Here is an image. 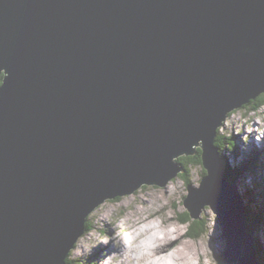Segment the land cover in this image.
I'll return each instance as SVG.
<instances>
[{"label": "water", "instance_id": "water-1", "mask_svg": "<svg viewBox=\"0 0 264 264\" xmlns=\"http://www.w3.org/2000/svg\"><path fill=\"white\" fill-rule=\"evenodd\" d=\"M0 264H65L88 215L201 150L216 264H261L214 144L264 92V0H0Z\"/></svg>", "mask_w": 264, "mask_h": 264}, {"label": "rangeland", "instance_id": "rangeland-1", "mask_svg": "<svg viewBox=\"0 0 264 264\" xmlns=\"http://www.w3.org/2000/svg\"><path fill=\"white\" fill-rule=\"evenodd\" d=\"M253 107L252 103H248L243 107L234 109L227 115L223 124L219 127L218 133L226 136L228 143L233 142L237 146V151H235L228 148L229 145H225V148H228V150L225 149L223 155H225V158L229 156L227 160L230 165L233 162H236L238 165L243 164L242 162L246 161L251 153H257L259 156L264 154V151L263 154L260 153L263 136L261 137L258 131V127L262 128L264 125V106L257 109H253ZM263 133L264 131L261 132V134ZM203 171L202 164L195 163L188 169L187 180L178 175L162 189L155 185H143L130 195L105 200L88 215L87 220L91 224V230L79 237L75 246L70 251L69 260L72 264H138L137 258L132 259L130 258V254H127L134 250L132 256L137 257L140 255L135 246L137 245L136 243L129 244V249L126 253L128 256L123 255L125 257L124 263H121L123 259L118 258V253L116 255V252L110 254L107 259L103 258L102 253L106 252L107 248L110 251V247L118 248L121 245H125V240L134 236L136 231H138L136 227L131 226L137 219L144 220L141 223L143 227L145 226L144 222L151 221L161 227L171 225L170 228L176 230V235L186 232L188 224L180 222L181 214L187 211L183 204V199L188 193L185 181L189 182L193 187H198ZM260 172V169L256 170L257 175ZM235 173L233 172L232 174ZM245 179L246 177L237 179L238 184L235 185L236 192L241 198L245 194L246 184L252 182L251 176ZM257 180L258 186L264 185L260 179ZM245 201L249 202V198L244 200V204ZM251 201L253 200L250 199ZM252 209L255 210L256 208ZM151 213L155 214L152 216ZM200 219L201 222L205 223L204 232L196 238H192L186 234L183 241H189L193 244L192 249L195 253L193 263L216 264L226 247V242L220 233L218 220L208 206L202 210ZM259 237L262 240L260 242L264 243V232H259ZM253 238L258 242L255 233ZM180 245L178 244L182 248L183 245ZM133 247L135 248L133 249ZM95 251L98 254L94 253ZM143 251L141 248V252ZM181 252L176 253L182 254ZM259 261L261 264H264V260L261 262L259 259Z\"/></svg>", "mask_w": 264, "mask_h": 264}, {"label": "trees", "instance_id": "trees-1", "mask_svg": "<svg viewBox=\"0 0 264 264\" xmlns=\"http://www.w3.org/2000/svg\"><path fill=\"white\" fill-rule=\"evenodd\" d=\"M0 83H1V77H0ZM248 103L253 104V106H254L253 109H257V108L264 106V92L260 93L255 98L251 99ZM247 104H245V105H247ZM245 105H243V106H245ZM229 114L230 113H228V115ZM218 132H219V127L217 128V131H216V137H215L214 144H215L217 151L221 157L222 163L224 164L225 175H226L227 179L228 180L230 179L229 181L231 183L234 182V184L236 185V184H238L237 179H239V178H245L246 177V179H247L249 176H251V178H252V182L250 184H248V183L246 184V182H244L247 185V187H246V191H245V194H244L242 199L246 200V198H249V202L245 201V205L247 208V226L249 228V231L253 232L252 233L253 236L255 233V236H256L257 241H258V242L255 241L256 253H257L258 259H260L262 262L264 260V243L260 242L261 238L259 237V232H261V233L264 232V185L258 186V180H257V179H260V181L264 184L261 157L259 155H257V153H251L248 157V159H250V160L247 159L246 161H243L242 162L243 164H241V165L236 164V162H233V164L230 165L229 161L227 160V158L229 159V156H227V158H225V155H223V152L225 151V149L228 150V148H230L231 150L237 151V148H236L237 146L233 142L228 143L226 141V140H228V138L222 134H219ZM226 144L229 145L228 148H225ZM200 155H201V150L199 148H197V152L192 156H184L183 155V156L178 157L176 160L183 167V171L181 173H179L178 175L182 176L185 180H187V176H188L187 172H188V169L190 168V166L195 164V163L201 164V156ZM256 165H257V169H260V171H261L258 175L256 173L257 169L255 170ZM235 171H236V173H235ZM233 172L235 174H232ZM204 173H205V171H203V174ZM232 177H233V180H232ZM185 182L187 185L190 184L187 181H185ZM250 199H252L253 201L250 202ZM244 200H243V202H244ZM252 205H254V206L252 207ZM254 207L256 208L255 210L252 209ZM180 222L188 224V228L186 230L188 232L187 236H190L192 238H196V237L200 236L205 230V223L203 221L201 222V219L193 220L187 211L184 212V214H181ZM90 226H91V224L88 222V220H86L84 233L91 230ZM254 230H255V232H254ZM259 230H261V231H259ZM100 232H102V231H100ZM69 255L66 258L65 264H72V262L69 260Z\"/></svg>", "mask_w": 264, "mask_h": 264}, {"label": "bare ground", "instance_id": "bare-ground-1", "mask_svg": "<svg viewBox=\"0 0 264 264\" xmlns=\"http://www.w3.org/2000/svg\"><path fill=\"white\" fill-rule=\"evenodd\" d=\"M258 131H259V128H258ZM260 136L261 137L263 136V139L261 138L262 139L261 140L262 141L261 142V149H262L261 153L263 154L264 134L261 135L260 133ZM260 157H261V162H262V173H263L264 172V154ZM263 177H264V174H263ZM154 214L151 213L152 216ZM143 221L144 220H139V219L134 221L133 225L131 226L136 227V230H138L136 231V234L134 236H131L129 239H126L125 245H121L118 248L110 247L111 249L110 251L107 248V251L102 253L103 258L105 257L107 259V257L110 254L116 252V255L118 253V258L123 259L121 263H124L125 257L123 255L128 256L127 254H130V258L132 259L137 258L138 264H190L194 262L195 253L193 252V249H192L193 244L189 241L188 242L183 241V238L186 236V234H188L187 231L176 235V230L171 229L170 228L171 225L170 226L166 225L164 227H161L155 222H153L154 223L153 224L151 221H148V222H144L145 226L143 227L141 226L142 225L141 223ZM131 243L137 244V245L134 244L140 254L137 257L132 256L133 255L132 253L134 252V250H132L131 253H127L129 249V244ZM178 244L183 245L182 248H180ZM134 248L135 247H133V249ZM141 248L144 250L143 252H141ZM97 251H95L94 253H97ZM176 252H181L182 254H178Z\"/></svg>", "mask_w": 264, "mask_h": 264}]
</instances>
